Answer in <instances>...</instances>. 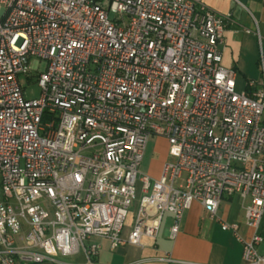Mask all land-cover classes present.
Masks as SVG:
<instances>
[{
  "label": "built area",
  "instance_id": "2783aa9c",
  "mask_svg": "<svg viewBox=\"0 0 264 264\" xmlns=\"http://www.w3.org/2000/svg\"><path fill=\"white\" fill-rule=\"evenodd\" d=\"M230 17L202 0H0V264H99L101 241L152 244L165 215L174 240L193 203L241 264H264V63L238 93L220 50ZM152 138L167 143L157 179L140 170ZM233 195L247 238L217 217Z\"/></svg>",
  "mask_w": 264,
  "mask_h": 264
},
{
  "label": "crops",
  "instance_id": "0c3cea01",
  "mask_svg": "<svg viewBox=\"0 0 264 264\" xmlns=\"http://www.w3.org/2000/svg\"><path fill=\"white\" fill-rule=\"evenodd\" d=\"M205 8L218 15L230 14V21L224 31V44L220 46L222 65L235 71L236 79L242 76L247 83L258 86L261 79L260 61L264 63V4L259 0H202ZM164 142V151L157 158H150L141 172L153 179L160 177L167 161V143L161 138H152ZM148 145V144H147ZM147 155V146L144 159ZM144 159L142 165H144ZM141 165V167H142ZM144 167V166H143ZM248 202L239 195L223 197L217 217L227 223L237 224L239 234L247 238L251 231L245 223V207ZM172 217L165 215L156 240L151 244L145 242L140 248L134 245H123L111 250L109 242H100L99 264H151L142 260L157 258L165 253L170 254L176 262L184 264H241L242 247L230 232L221 230L218 222L211 219L207 211L198 203H193L184 212L179 224V232L174 240L169 238ZM129 229L123 231L128 235ZM259 234L261 244L257 247L260 256H264V213L261 219ZM60 264L83 263L84 256L60 258ZM49 264V263H43ZM162 264V263H154Z\"/></svg>",
  "mask_w": 264,
  "mask_h": 264
},
{
  "label": "rangeland",
  "instance_id": "374dc122",
  "mask_svg": "<svg viewBox=\"0 0 264 264\" xmlns=\"http://www.w3.org/2000/svg\"><path fill=\"white\" fill-rule=\"evenodd\" d=\"M31 64V63H30ZM33 68H38L39 72H42L46 65L44 62L40 63L39 65H37V63L33 62V64L31 65ZM245 90V81L242 78V76L238 75L237 79H236V91L238 93H242ZM40 93V90L37 86V84H31V85H25V97L28 99H35L38 98ZM164 142L162 140L159 141V139H157L156 141L151 140L148 145H147V155L144 159V165H142L141 170L145 171V165L148 162V160L150 158H157L159 157V155H161V153L164 151ZM84 155H88L89 152H84ZM144 166V167H143ZM137 206V201L135 202V207ZM134 210V208H133ZM131 217H132V213L129 215V217L127 218L126 222H125V231L128 229L129 224L131 223Z\"/></svg>",
  "mask_w": 264,
  "mask_h": 264
}]
</instances>
